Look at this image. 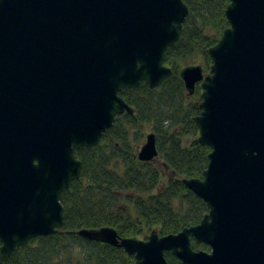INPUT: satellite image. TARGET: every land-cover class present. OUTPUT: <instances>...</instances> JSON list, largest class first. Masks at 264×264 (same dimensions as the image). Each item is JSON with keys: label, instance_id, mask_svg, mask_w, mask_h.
Returning a JSON list of instances; mask_svg holds the SVG:
<instances>
[{"label": "water", "instance_id": "1", "mask_svg": "<svg viewBox=\"0 0 264 264\" xmlns=\"http://www.w3.org/2000/svg\"><path fill=\"white\" fill-rule=\"evenodd\" d=\"M189 13L184 0H0V264L63 227L61 193L82 172L77 150L134 112L123 88L172 75L165 55ZM225 13L209 72L181 69L189 94L202 88L195 122L211 148L203 177L183 182L209 212L145 239L111 226L79 230L137 264H169L166 252L184 264H264V0H229ZM158 154L149 133L138 157Z\"/></svg>", "mask_w": 264, "mask_h": 264}, {"label": "trees", "instance_id": "2", "mask_svg": "<svg viewBox=\"0 0 264 264\" xmlns=\"http://www.w3.org/2000/svg\"><path fill=\"white\" fill-rule=\"evenodd\" d=\"M184 1L190 13L179 41L165 55L172 75L155 88L144 81L120 91L134 112L118 115L97 146L77 150L82 172L61 193L63 227L16 248L3 264H137L124 248L87 239L79 230L111 226L124 237L143 239L153 228L161 235L178 233L209 212L208 203L183 182L203 177L211 148L199 142L195 122L202 89L197 85L189 94L181 69L200 57L209 71L208 49L229 26V0ZM152 132L159 154L142 161L139 149ZM192 243L210 251L204 243ZM166 256L169 264H184L170 252Z\"/></svg>", "mask_w": 264, "mask_h": 264}, {"label": "rangeland", "instance_id": "3", "mask_svg": "<svg viewBox=\"0 0 264 264\" xmlns=\"http://www.w3.org/2000/svg\"><path fill=\"white\" fill-rule=\"evenodd\" d=\"M193 62H195L194 64H201L202 66H203V68H204V71H205V66H204V61H203V59L202 58H200V57H198V58H196ZM206 73L208 72V71H205ZM198 85H200V83L198 84ZM197 87V86H196ZM201 87V86H200ZM202 89V88H201ZM157 161H160L159 159H157ZM152 232H159L158 231V228H153L149 233H148V235H150ZM145 239V238H144Z\"/></svg>", "mask_w": 264, "mask_h": 264}]
</instances>
